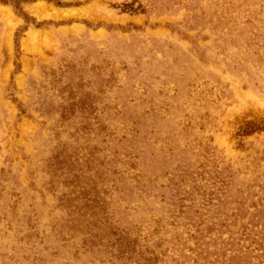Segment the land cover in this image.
I'll return each mask as SVG.
<instances>
[{
    "label": "rangeland",
    "instance_id": "374dc122",
    "mask_svg": "<svg viewBox=\"0 0 264 264\" xmlns=\"http://www.w3.org/2000/svg\"><path fill=\"white\" fill-rule=\"evenodd\" d=\"M0 264H264V0H0Z\"/></svg>",
    "mask_w": 264,
    "mask_h": 264
}]
</instances>
